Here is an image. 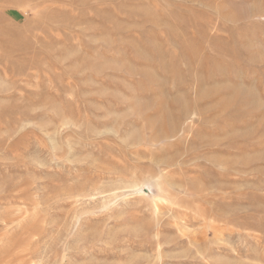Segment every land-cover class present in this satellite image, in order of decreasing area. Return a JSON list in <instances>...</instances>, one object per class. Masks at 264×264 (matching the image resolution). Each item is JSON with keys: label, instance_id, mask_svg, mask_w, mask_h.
<instances>
[{"label": "rangeland", "instance_id": "rangeland-1", "mask_svg": "<svg viewBox=\"0 0 264 264\" xmlns=\"http://www.w3.org/2000/svg\"><path fill=\"white\" fill-rule=\"evenodd\" d=\"M0 264H264V0H0Z\"/></svg>", "mask_w": 264, "mask_h": 264}]
</instances>
